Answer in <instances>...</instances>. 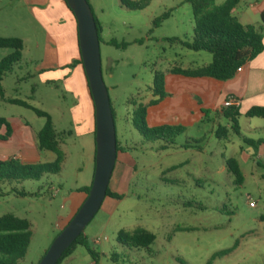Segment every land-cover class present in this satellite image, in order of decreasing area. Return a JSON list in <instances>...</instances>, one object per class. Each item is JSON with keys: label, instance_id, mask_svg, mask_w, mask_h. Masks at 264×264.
<instances>
[{"label": "rangeland", "instance_id": "rangeland-1", "mask_svg": "<svg viewBox=\"0 0 264 264\" xmlns=\"http://www.w3.org/2000/svg\"><path fill=\"white\" fill-rule=\"evenodd\" d=\"M261 1L242 0L236 14L245 11L254 16L253 6ZM88 2L102 23L104 41L126 44L116 47L101 42L100 52L120 146L125 149L123 144H128V161L134 167L120 183L123 197L105 201L84 230L96 257L78 245L61 264H264V154L243 157V140L230 128L226 136H217L218 125L226 127L227 122L225 118L218 120L215 113L218 83L171 73L174 67L203 65L204 56H212L168 40L191 39V5L187 0H146L143 9L133 10L121 5L120 0ZM168 10L170 16L155 25ZM36 34L44 38L45 30L31 17L24 1L0 0V36L23 35L33 48ZM12 51L0 48V60ZM13 68L4 76L5 96L30 100L36 88L32 103L51 111L60 131L67 129L71 120L59 110L66 105L57 101L61 91L53 85L36 86V79L18 80L30 73V68ZM156 73L164 74L166 97L150 106L155 98L152 88ZM140 104L147 106L150 127L182 125L186 131L165 147L161 140H146L133 125ZM17 112L29 118L34 127L45 121L32 109L2 99L0 92V116ZM62 141L73 153L75 146L68 133ZM186 142L193 147L186 148ZM230 157L239 161L242 184L226 165ZM72 168L44 174L40 180L0 182V216L13 213L31 222V242L20 264H37L60 233L58 226L64 224L77 185ZM137 227L156 235L149 249L117 241L121 229ZM98 236L106 239L95 243ZM227 249L231 252L214 256Z\"/></svg>", "mask_w": 264, "mask_h": 264}, {"label": "crops", "instance_id": "crops-1", "mask_svg": "<svg viewBox=\"0 0 264 264\" xmlns=\"http://www.w3.org/2000/svg\"><path fill=\"white\" fill-rule=\"evenodd\" d=\"M22 1L26 4L27 11L31 17L45 30V34L44 38L39 36V34L32 37L33 48H29L30 39L28 37L23 35L18 36L22 38L24 48L21 60L13 67L21 69L26 66L30 68V73L18 78V80H24L25 78L36 79V86L53 85L56 90L61 91V95L57 93V101L66 106H63L64 109L63 107H59V110L62 111V115L68 116L71 120V125L66 127L67 129L60 131L61 129L56 126L52 112L48 111L52 117L56 132L63 133L62 140H64V137L68 133L69 138L73 140L75 146L72 153V151L66 149L68 148L66 141H61L60 145L64 154L60 172H63L68 166L73 167L72 174L77 182L76 187H74L75 191L70 196V211L64 218V224L58 226V229L62 230L70 222L87 197V194L80 189L92 184L96 153L94 134L95 106L84 66L79 62L82 57L78 40L77 20L74 13L64 0ZM262 12H264V0L253 6L254 16L249 15L245 11L236 14V8L233 10V14L242 24H253L262 27L264 43ZM204 57V64L212 61V56ZM201 79L218 83L215 113L218 120L221 118L226 119L225 126L227 128H230V123L223 114V102L230 95H234L240 99V104L236 108L240 113L238 121L241 134L239 136L243 140L241 154L246 159L262 156L264 154V118L249 117L247 116V112L256 106L264 107V50L250 62L246 63L243 69L229 80ZM4 80L5 77L0 83L2 99H5L9 103H12V99H20L34 105L32 102H34V93L37 92L36 88H33L34 92L32 91L33 95L29 97L30 100L6 97L3 92ZM12 104L23 107L18 104ZM0 118H5L10 124L9 136L5 139H0V160L16 159L22 164L51 163L56 160V153L46 149L41 150L38 146L37 133L43 127L45 121L42 123L38 122L36 127H34L31 123L32 121L21 112L0 116ZM7 132L8 128L6 125H0V135H6ZM126 143L128 142L126 141ZM123 147L125 149L117 153L116 164L109 183V188L112 192L122 195L124 193L119 191L120 183L124 178V174L130 175L131 168L134 167V164L132 165L128 161L131 153L128 144L125 146L123 144ZM56 194H58V191H56ZM112 199L115 198L106 197L103 203ZM70 257L71 255L68 258Z\"/></svg>", "mask_w": 264, "mask_h": 264}, {"label": "trees", "instance_id": "trees-1", "mask_svg": "<svg viewBox=\"0 0 264 264\" xmlns=\"http://www.w3.org/2000/svg\"><path fill=\"white\" fill-rule=\"evenodd\" d=\"M64 1L67 4L66 0ZM187 1L192 9L194 24L193 35L190 40L182 38H169L168 40L171 43H179L194 51L209 52L212 54V61L197 67H174L171 69L172 74L191 78L199 77L216 81H226L236 75L238 67L250 62L264 50L262 27L253 24L244 25L233 14V10L242 0H225L222 4H217V0ZM120 2L124 7L133 10L143 9L147 4L146 0L138 2L120 0ZM170 14V10L165 11L161 17L155 20V25H160L162 20L169 17ZM261 19L262 23H264V12L261 14ZM96 25L100 43L105 42L102 37V25L97 18ZM106 43L116 47L126 46L125 43L119 44L115 40H110ZM0 48L13 49L10 54L0 60L1 83L4 76L21 60L24 42L22 38L18 36H0ZM79 62L83 64L82 58H80ZM152 93L155 98L150 100L149 105H157L166 97L164 74H155ZM11 102L32 109L38 116L45 119L43 127L37 133L38 146L41 150L46 149L56 153V160L51 163L36 164H22L16 159L0 160V182L27 179L40 180L44 174L59 173L64 159V154L60 148V142L62 141L61 136L63 133L56 132L51 115L47 111L25 100L12 99ZM223 110L224 116L229 120L230 129L235 134L240 135V125L238 121L240 113L238 109L231 107ZM112 111L115 118L113 106ZM146 116L147 106L140 104L133 117L134 127L148 141H163L165 144L162 147L172 144L177 136L186 131V128L182 125H160L150 127L147 124ZM247 116L264 118V107L256 106L251 108L247 112ZM0 125H6L8 128L6 135H0V139H5L10 134V124L5 118H0ZM228 130V128L220 126L217 129V136H226ZM185 147L189 148L193 147V145L186 142ZM122 149L117 135V153ZM226 165L229 171L236 177V182L242 184L244 177L238 160L234 157H230L226 159ZM90 189L91 185L82 187L80 190L88 195ZM20 195H26V193L20 192ZM106 197L121 199L123 195L112 192L108 187ZM31 236V222L27 218L19 217L13 213L1 215L0 264H20V261L26 256L27 249L31 242ZM155 240L156 235L143 227H137L132 231L121 229L117 234V241L128 247H145L149 249ZM78 245L84 246L94 258L96 257V251L90 247L88 238L83 231L65 250L57 264H61L63 260L72 255ZM237 246L238 243H235L234 248ZM230 252L231 250L227 249L215 253L214 256H222ZM210 263L209 261L208 264Z\"/></svg>", "mask_w": 264, "mask_h": 264}, {"label": "water", "instance_id": "water-1", "mask_svg": "<svg viewBox=\"0 0 264 264\" xmlns=\"http://www.w3.org/2000/svg\"><path fill=\"white\" fill-rule=\"evenodd\" d=\"M73 11L83 66L95 106V169L91 189L70 222L53 239L38 264H57L65 250L97 214L117 160V129L102 70L100 39L96 18L88 0H66Z\"/></svg>", "mask_w": 264, "mask_h": 264}, {"label": "built area", "instance_id": "built-area-1", "mask_svg": "<svg viewBox=\"0 0 264 264\" xmlns=\"http://www.w3.org/2000/svg\"><path fill=\"white\" fill-rule=\"evenodd\" d=\"M243 66L244 65L238 67L237 72L241 71L243 69ZM239 104H240V99L234 95H230L224 100L223 108L224 109L225 108H231V107L236 108L239 106ZM251 205H254V204L251 202ZM105 239H106L105 236H103V237L98 236V237L94 238V242L97 243V242H100V241L105 240Z\"/></svg>", "mask_w": 264, "mask_h": 264}]
</instances>
